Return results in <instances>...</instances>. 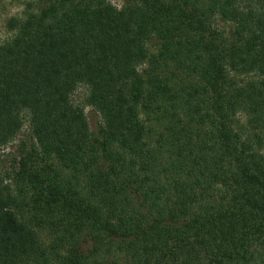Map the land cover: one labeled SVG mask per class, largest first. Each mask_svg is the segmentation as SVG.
<instances>
[{"label": "trees", "instance_id": "1", "mask_svg": "<svg viewBox=\"0 0 264 264\" xmlns=\"http://www.w3.org/2000/svg\"><path fill=\"white\" fill-rule=\"evenodd\" d=\"M8 30L0 264H264V0H29Z\"/></svg>", "mask_w": 264, "mask_h": 264}, {"label": "rangeland", "instance_id": "2", "mask_svg": "<svg viewBox=\"0 0 264 264\" xmlns=\"http://www.w3.org/2000/svg\"><path fill=\"white\" fill-rule=\"evenodd\" d=\"M29 0H0V41L11 35V32L8 30V20L11 17H21L24 15L25 10L27 9V3ZM117 7H120L123 4V0H108ZM149 47L152 51H156V41H150ZM86 96L87 89L85 86H78L74 93L72 94V101L74 104L83 107L85 114L88 117V121L93 127L97 122V115L94 113L92 108L86 105ZM154 125V124H153ZM23 126L21 135L27 134V130ZM155 127V125H154ZM147 139L153 142L154 139L157 138L156 131H149ZM18 142V138L15 141L9 143L6 147L0 150V167H4L6 171L9 172V181H13L15 176V169L12 166V160L15 157V149ZM16 182V181H15ZM15 188L19 189L22 187L26 191V199L22 206L21 212L24 217L28 220L32 221L33 215L37 213L35 208L33 207V200L37 198V192L34 187H32L28 183H15ZM41 211L38 212L40 214Z\"/></svg>", "mask_w": 264, "mask_h": 264}]
</instances>
